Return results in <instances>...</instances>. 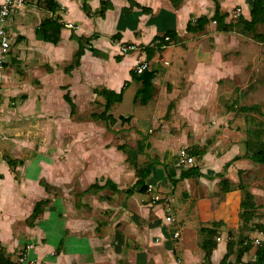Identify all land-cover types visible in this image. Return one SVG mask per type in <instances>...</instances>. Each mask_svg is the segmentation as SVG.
<instances>
[{"label": "crops", "instance_id": "1", "mask_svg": "<svg viewBox=\"0 0 264 264\" xmlns=\"http://www.w3.org/2000/svg\"><path fill=\"white\" fill-rule=\"evenodd\" d=\"M27 1L30 3L14 11L8 19L11 48L5 64L16 37L20 36V48L25 56L37 54L51 68L43 75L40 89L44 99L41 106L47 104L49 111L44 87L47 77L56 71L62 72L65 79L55 85L58 94L63 98L68 91L73 102L80 90L88 93L89 100L98 95L94 89L119 92L124 82L129 81L121 102L112 106L125 102L127 92H131L130 114L137 129H158L149 140L157 148L155 154L162 164H152L144 180L147 186L144 192L135 186L128 194L126 189L137 180L131 169L123 174L112 172V167L103 161L97 166L88 164L87 169L76 173L86 155H81L80 149L75 154L73 149L65 166L66 173L55 168V161L50 163L52 171L48 170L50 175H47L44 160L27 158L23 163L15 145L17 140L3 136L0 138V254L11 264H204L200 228L214 226L216 247L211 252L210 264H221L227 241L237 240L232 233L241 224L242 190L238 186V172L254 170L256 162L245 155L242 147L247 127L243 113H237L238 108L224 110L214 103L210 106L211 100L207 99L220 94L240 96L244 92L254 98L264 96V84L255 83L248 88L244 85L242 89L236 86L241 73L248 71V77H253L254 68L262 62V56L256 55V42L236 31L216 29V22L211 19L214 0H180L176 5L171 0H54L59 5L55 11L45 7V0ZM216 1L226 23H234L238 16L250 20L252 0ZM83 3L89 6L90 15L84 12ZM103 3L107 8L101 15ZM201 16L208 18L203 30L187 31V23H194ZM49 18L64 25L56 43L43 39L41 23ZM262 25H256L258 34L263 30ZM169 31H175L176 40L158 48V38ZM91 35L95 37L85 48L79 65L65 73L79 46L75 37ZM258 43L259 49L264 48V39ZM122 45L136 48L123 53ZM141 60L148 63L146 70L152 71L154 77L148 82L144 100L136 102L134 96L142 84L131 79L130 70ZM27 100H31V95ZM98 100L104 102V98ZM2 103L0 124L8 128L10 122L6 118L10 116L4 112ZM21 108L18 106L14 112L20 114ZM42 108L35 109L38 116L43 115ZM167 111L169 118L159 121ZM53 120L62 126L63 133L73 135L72 147L75 127L66 129L60 120ZM46 124L49 128L55 126L53 121ZM175 130L182 137L174 135ZM181 147L194 151L193 165L179 164ZM6 158L17 159L19 163L9 167ZM190 167H196L199 174L182 178L181 172ZM42 178L56 187L64 188L69 182L71 187L82 190L93 183L100 188L86 195L87 205L75 209L72 218L52 220L38 214L29 222L34 205L47 195L40 183ZM107 180L117 190L111 184L104 186ZM250 192L255 194L253 190ZM168 215L173 222L166 220ZM254 236V233L249 235ZM237 247L236 243L234 249ZM22 250L24 258L18 262ZM254 250L252 246L239 262L231 254L226 262L244 264L253 259Z\"/></svg>", "mask_w": 264, "mask_h": 264}, {"label": "rangeland", "instance_id": "2", "mask_svg": "<svg viewBox=\"0 0 264 264\" xmlns=\"http://www.w3.org/2000/svg\"><path fill=\"white\" fill-rule=\"evenodd\" d=\"M28 3L30 1L26 2V4ZM262 26L263 30L259 33L261 37L258 36L260 41L256 40L257 38L253 36V33L252 35H246L253 42H256V55L262 56V62L254 68L253 77H248L250 75L248 71L240 74L239 82H236V86L238 84L237 89H242L244 85H247L245 87L248 88L255 83L264 84V48H258V42H262L264 39V25ZM256 33L258 34L257 29H255ZM19 37H16L10 57L4 65L5 71H3V74H5V78L3 76L0 86V104L3 102L4 112L12 119L6 118V121L10 122L8 128L0 124V138L4 136V138H11L14 142L17 140L15 145H17L16 148L21 155L19 159H22L23 163L26 162L27 158L34 159L38 157L40 160L45 161L46 174L50 175L49 171H52V168L49 167L50 163L54 164L56 161L57 166L55 168L59 169L60 173L65 174L67 171L65 166L69 164L73 149H75V154H79L78 149H80L82 151L81 155L85 154L86 156H84V162L76 173L87 169L88 164L97 166L98 163L102 164L103 161L112 167V172L115 171L121 174L125 170L130 171V169L135 174L134 166L145 167L150 163L162 164L157 154H155V152L157 153V148L152 147L149 140L153 132L158 129L151 130L149 127L144 128V130L137 129L134 119H132L133 115L130 114L132 110L129 106L132 99L131 92H127L125 102L114 105L107 111V113H112L116 118V122L113 124L92 118L93 113L99 114L103 111L104 102L102 103L98 100H103V98L97 95L94 99L88 100L89 95L84 90L76 92L74 98L75 113L71 115L68 112L67 103L55 88L56 83H62L65 80L62 72L56 71L47 77V84L44 87V91L47 90L46 94L50 111L47 104L42 108L41 104L44 103V99L40 96V89L43 83V75L45 72H49L51 68L43 60L41 61L37 54L25 56L23 49L20 48L21 40ZM249 67L251 68V66ZM253 78L256 81H253ZM11 79L15 80V82L11 83ZM28 95H31L30 101L27 100ZM207 100H211V103L208 104L210 106L214 103L222 109L236 110L238 108L237 113H243V120L247 127L246 139L243 141L242 147L245 155L250 158L251 152L258 148L262 142L264 143V96L254 98L244 92L240 96H223L220 94L218 97L208 98ZM132 104L135 105V102L133 101ZM18 106H22L20 114L14 112ZM38 107L42 108L41 113L43 115L38 116L35 110ZM53 111L56 113L53 114ZM0 114L1 116L3 115L2 112ZM120 115L129 117V120L122 121L119 118ZM169 116L158 118V120L164 121ZM52 118L60 120L66 129L70 126L75 127V144L72 147L71 144L74 142L73 135L66 131L63 133L62 126L60 127ZM69 119L70 124H67ZM1 121L2 118H0ZM47 121H53L55 126L49 128L46 124ZM174 135L182 137V134H179V131L176 130ZM5 142L3 141V143ZM189 149L181 147L179 154L181 151L189 152ZM37 152L43 156H38L40 154ZM192 158L191 163L179 164L193 165L196 160H194V157ZM226 166L227 164L223 169L224 172H221L222 174H225ZM255 166L254 170L246 172L240 170L238 172V186L242 190V198L246 191L253 190L255 193L251 199L255 204L253 209L254 216L246 223H243L241 219L239 229L232 234L233 239L244 237L256 247L264 239V235L255 228L257 224H264V164L256 162ZM100 168L95 167V169ZM40 183H48L49 186L45 189L47 195L40 200L39 210L36 215L29 217V222L33 221L38 214H43L46 219L52 220H59L62 217L72 218L76 212L75 209H79L81 205H87L86 195L97 189L82 190L75 186L71 187L72 183L69 182L64 188L63 186L56 187L50 185L46 178H42ZM251 233L255 235L253 238L249 237ZM255 239L257 240L254 243ZM18 262H20L19 258Z\"/></svg>", "mask_w": 264, "mask_h": 264}, {"label": "trees", "instance_id": "3", "mask_svg": "<svg viewBox=\"0 0 264 264\" xmlns=\"http://www.w3.org/2000/svg\"><path fill=\"white\" fill-rule=\"evenodd\" d=\"M174 5L177 4L180 0H171ZM215 1V10L214 14L212 16V20L216 22V29L219 31H236L238 33H241L242 35H252L256 37V40H260L259 37H261L259 34H255V29L257 24H263L264 23V0H252V7L250 10V20L244 19L242 16H238L237 20L232 23H226L224 18L225 14H222L219 9V4L216 0ZM45 7L50 11H55L59 5L54 0H45ZM82 8L84 12L87 15H90L91 11L87 3H83ZM107 8V5L103 3L100 14L103 15L104 10ZM146 10V8L144 9ZM208 22V18L206 16H201L197 18L194 23L188 22L186 26V30L189 32H198L203 30L204 25ZM42 25V31H43V39L45 41H49L52 43H56L59 40V33L60 29L64 26L62 23L57 22L54 19H44L41 23ZM168 37V40L165 41L164 36L161 38H158L159 44H156V46L159 48L161 45H167L170 41H175L177 38V35L175 31H169L165 33ZM259 36V37H258ZM95 36L91 35L90 37H75L77 40L79 46L77 50L74 53L73 61L67 65L64 69L65 73H70V71L79 65V60L84 53L85 48L90 45V40H92ZM156 39V37L154 38ZM130 77L132 80L141 82L142 86L139 88L134 96V101L139 100L143 101L144 97L148 91V82H150L153 77L154 73L152 71L144 70L142 73L137 74L134 70H130ZM129 81H125L122 88L119 92H115L113 90H109L106 88H100V89H94V93L102 96L104 98L103 103V111L99 114L93 113L92 118L93 119H101L104 121H107L109 124H113L116 122V118L111 114L107 113V111L111 108V106L116 102H121L122 95L125 90V88L128 86ZM61 89H66V87H61ZM63 99L65 102H67L69 106V113L72 115L75 113V103L73 102L70 94L68 91L63 94ZM171 103L168 106V110L171 107ZM169 115V112L165 114V117ZM119 118L122 121H128L129 117H124L122 115L119 116ZM248 145V143H247ZM189 152L191 154H194V151L189 149ZM250 158L254 160L255 162L264 164V143L262 142L261 145L253 150L250 154ZM128 159V158H127ZM17 162L16 160L6 158V163L9 165V167H14ZM22 162V161H21ZM152 163L146 165L145 167H137L135 168V174L137 176V180L134 183L133 187L126 189V192L128 194H131L134 191L135 186H139V191L144 192L147 188L144 180L145 178L150 174L151 172ZM199 174V171L196 167H190L184 171L181 172V177L186 178L190 176H196ZM225 182V181H224ZM112 185V188L117 190L115 185L110 181L107 180L104 184L105 185ZM227 184V183H226ZM44 185L45 189L48 188V184H42ZM90 188H97L99 189L100 186L96 183H93L89 186V188L85 190H89ZM253 197V194L250 191H246L244 194V197L241 200V213L240 217L243 221V223H246L249 221L253 216V209L255 208V204L251 201ZM40 201H38L34 205V210L31 214V216H34L37 214L39 207H40ZM256 230H259L264 235V224H257L255 225ZM200 232L203 234V239L201 241V248L204 251V264H210V256L212 250L216 247V241L214 237L217 235L216 228L213 227H204L201 226ZM236 243L239 245V247L235 248ZM252 242L248 241V239L244 237L238 238L236 241L228 240L226 244V253L224 254L221 264H231L230 262H226L228 257L233 254L235 261L239 262L242 258V256L247 253L251 247ZM0 264H11L7 258L4 257V254H0ZM244 264H264V239L261 240L258 245L255 247L254 250V256L253 259L248 260Z\"/></svg>", "mask_w": 264, "mask_h": 264}, {"label": "built area", "instance_id": "4", "mask_svg": "<svg viewBox=\"0 0 264 264\" xmlns=\"http://www.w3.org/2000/svg\"><path fill=\"white\" fill-rule=\"evenodd\" d=\"M27 0H3L0 3V86L3 79L4 64L6 62V57L11 48V32L8 27V19L10 15L23 7L26 4ZM165 40H168V37H164ZM163 47V45H162ZM136 47L134 45H122L120 51L123 53L128 52V50H134ZM148 68V63L145 60L137 61L134 66V71L139 74ZM193 156L187 151H181L179 154V163L186 164L191 163ZM157 200V198H156ZM166 220L173 222V218L168 215ZM174 236L177 237L178 233L175 232ZM27 247H30L28 245ZM24 258V250L21 251L19 260Z\"/></svg>", "mask_w": 264, "mask_h": 264}]
</instances>
